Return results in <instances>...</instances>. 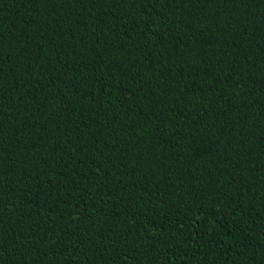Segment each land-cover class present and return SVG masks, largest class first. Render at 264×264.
Segmentation results:
<instances>
[{"label": "trees", "instance_id": "1", "mask_svg": "<svg viewBox=\"0 0 264 264\" xmlns=\"http://www.w3.org/2000/svg\"><path fill=\"white\" fill-rule=\"evenodd\" d=\"M0 264H264V0H0Z\"/></svg>", "mask_w": 264, "mask_h": 264}]
</instances>
